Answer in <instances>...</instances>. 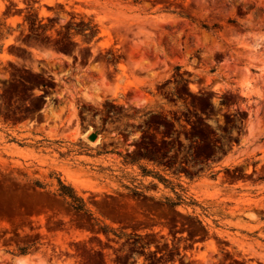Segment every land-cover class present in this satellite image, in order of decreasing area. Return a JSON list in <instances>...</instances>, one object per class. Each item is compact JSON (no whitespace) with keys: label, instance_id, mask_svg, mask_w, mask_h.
I'll use <instances>...</instances> for the list:
<instances>
[{"label":"rangeland","instance_id":"1","mask_svg":"<svg viewBox=\"0 0 264 264\" xmlns=\"http://www.w3.org/2000/svg\"><path fill=\"white\" fill-rule=\"evenodd\" d=\"M0 32V264H264V0H0Z\"/></svg>","mask_w":264,"mask_h":264},{"label":"trees","instance_id":"2","mask_svg":"<svg viewBox=\"0 0 264 264\" xmlns=\"http://www.w3.org/2000/svg\"><path fill=\"white\" fill-rule=\"evenodd\" d=\"M4 39V35L0 32V47H1V41ZM60 184V190H61V192H62V194H63V196H68V198H69V201H68V203H69V205L73 208V209H75V210H78V211H83L84 210V204H83V202H82V199L81 198H79V197H77L75 194H74V192H73V190H72V188L70 187V186H68V185H63V184H61V183H59ZM26 248L27 247H21L20 248V253H26Z\"/></svg>","mask_w":264,"mask_h":264},{"label":"water","instance_id":"3","mask_svg":"<svg viewBox=\"0 0 264 264\" xmlns=\"http://www.w3.org/2000/svg\"><path fill=\"white\" fill-rule=\"evenodd\" d=\"M89 139H94L95 138V134H90L88 135Z\"/></svg>","mask_w":264,"mask_h":264},{"label":"bare ground","instance_id":"4","mask_svg":"<svg viewBox=\"0 0 264 264\" xmlns=\"http://www.w3.org/2000/svg\"><path fill=\"white\" fill-rule=\"evenodd\" d=\"M22 260H23V259L19 260V261L17 262V264H23ZM23 261H24V260H23Z\"/></svg>","mask_w":264,"mask_h":264}]
</instances>
